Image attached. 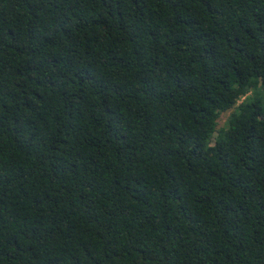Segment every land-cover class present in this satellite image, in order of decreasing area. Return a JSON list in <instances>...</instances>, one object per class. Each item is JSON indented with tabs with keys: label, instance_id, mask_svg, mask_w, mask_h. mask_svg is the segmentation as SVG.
I'll use <instances>...</instances> for the list:
<instances>
[{
	"label": "trees",
	"instance_id": "trees-1",
	"mask_svg": "<svg viewBox=\"0 0 264 264\" xmlns=\"http://www.w3.org/2000/svg\"><path fill=\"white\" fill-rule=\"evenodd\" d=\"M0 264H264V0H0Z\"/></svg>",
	"mask_w": 264,
	"mask_h": 264
},
{
	"label": "rangeland",
	"instance_id": "rangeland-1",
	"mask_svg": "<svg viewBox=\"0 0 264 264\" xmlns=\"http://www.w3.org/2000/svg\"><path fill=\"white\" fill-rule=\"evenodd\" d=\"M231 111L223 112L219 118V127H224L227 125V121L230 117Z\"/></svg>",
	"mask_w": 264,
	"mask_h": 264
}]
</instances>
